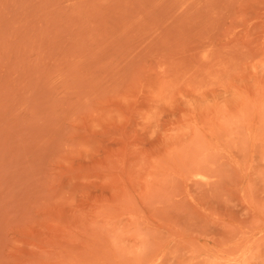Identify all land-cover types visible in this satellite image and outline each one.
I'll use <instances>...</instances> for the list:
<instances>
[{
    "label": "rangeland",
    "instance_id": "1",
    "mask_svg": "<svg viewBox=\"0 0 264 264\" xmlns=\"http://www.w3.org/2000/svg\"><path fill=\"white\" fill-rule=\"evenodd\" d=\"M0 264H264V0H0Z\"/></svg>",
    "mask_w": 264,
    "mask_h": 264
}]
</instances>
